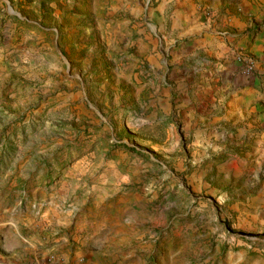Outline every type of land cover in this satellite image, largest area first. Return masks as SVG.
<instances>
[{"label": "rangeland", "instance_id": "374dc122", "mask_svg": "<svg viewBox=\"0 0 264 264\" xmlns=\"http://www.w3.org/2000/svg\"><path fill=\"white\" fill-rule=\"evenodd\" d=\"M157 4L0 0V264H264V21L240 25L258 84L209 152L162 95L186 61Z\"/></svg>", "mask_w": 264, "mask_h": 264}, {"label": "crops", "instance_id": "0c3cea01", "mask_svg": "<svg viewBox=\"0 0 264 264\" xmlns=\"http://www.w3.org/2000/svg\"><path fill=\"white\" fill-rule=\"evenodd\" d=\"M157 2L161 7V13L169 11L168 38L171 39V44H167L166 38L163 37V42L157 43V48L163 53L169 50L178 65L186 61L185 66L173 71L177 73L174 75L176 94H173L175 91L169 92L168 86L165 85L161 88L165 91L162 95L175 106L182 102L188 105L185 111H189L188 117L193 119L192 126H197V120H202L201 127H196V134L202 133L205 136L202 142L208 146L209 152L218 150L220 141L217 135L222 132L220 129L223 130V125L235 117L237 105L235 95H243L258 84V81H254L257 77L251 82L243 79L244 76L238 73L239 67L233 55L242 53L238 52V49L245 47L244 38L239 41L237 39L242 21L250 15H254L255 20L259 22L264 21V0H157ZM251 49L259 56L264 55V24L255 35L248 49L249 53ZM215 89L220 91L219 97L212 96L211 91ZM227 97L225 108L226 101L222 103V100ZM13 234L16 239H20L14 227ZM11 236L8 231H1L0 228V249ZM60 239L54 240L55 244ZM63 245H54L51 249L56 250ZM125 245L127 244L118 243L114 247L121 249ZM87 256L84 264H88L89 259L93 258L91 252Z\"/></svg>", "mask_w": 264, "mask_h": 264}, {"label": "built area", "instance_id": "2783aa9c", "mask_svg": "<svg viewBox=\"0 0 264 264\" xmlns=\"http://www.w3.org/2000/svg\"><path fill=\"white\" fill-rule=\"evenodd\" d=\"M235 63L241 68V73L245 78H248L254 73V62L250 57L239 55L236 58Z\"/></svg>", "mask_w": 264, "mask_h": 264}]
</instances>
